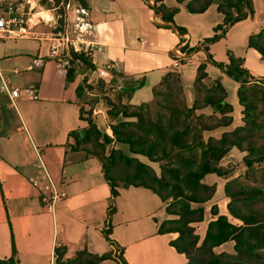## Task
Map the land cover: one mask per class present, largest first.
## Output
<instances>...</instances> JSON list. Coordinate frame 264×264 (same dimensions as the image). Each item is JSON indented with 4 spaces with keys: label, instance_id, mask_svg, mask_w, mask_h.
<instances>
[{
    "label": "crops",
    "instance_id": "crops-1",
    "mask_svg": "<svg viewBox=\"0 0 264 264\" xmlns=\"http://www.w3.org/2000/svg\"><path fill=\"white\" fill-rule=\"evenodd\" d=\"M51 1L54 8L48 12L56 16L61 34L92 45L88 56L95 70L69 76L67 66L74 53L51 59L48 44L35 39L17 40L31 45L15 53L3 52L5 57L1 53V71L20 90V97L15 107L2 91L0 79V259L13 256L14 241L19 264H52L59 248L67 249V259L86 249L98 256L112 255V260L102 264H119L122 259L127 264H189L172 246L178 234L160 232L163 223L173 220L167 212L169 205L144 188L120 189L113 198L101 163L87 152L74 150L71 134L87 128L81 100L89 94L87 84L100 79L107 82L113 100L119 97L124 105L136 107L152 103L165 77L179 72L193 107L198 70L208 61L204 42L215 36L224 15L217 6L205 14H192L188 10L191 0H165L166 9L179 8L171 25L156 12L155 6H160L156 0H86L87 7L81 0ZM252 1L254 15L211 45L210 54L218 63L229 64L231 53L244 60L253 77L261 79L264 71L255 61L261 65L264 58L250 48V40L264 32V0ZM88 25L92 34L81 37ZM36 60L43 65L35 66ZM177 60H181L179 68L174 67ZM11 65H20L27 73L21 87L14 81L21 74L13 75L14 70L8 69ZM208 73L212 80L222 79L235 107L234 126L240 127L244 117L240 86L215 66H209ZM32 89L38 90L39 100L33 98ZM38 152L69 195L55 216L43 206L42 191L30 182L38 176ZM108 230L112 245L104 235Z\"/></svg>",
    "mask_w": 264,
    "mask_h": 264
},
{
    "label": "trees",
    "instance_id": "trees-1",
    "mask_svg": "<svg viewBox=\"0 0 264 264\" xmlns=\"http://www.w3.org/2000/svg\"><path fill=\"white\" fill-rule=\"evenodd\" d=\"M22 1V0H18ZM187 0H178L184 3ZM165 0H156L160 6H155L157 13L163 16L166 23L173 25L179 8L166 9ZM83 7H87L86 0H81ZM217 6L224 15V23L215 29V36L206 39L204 50L208 54V61L203 62L198 70L196 80V101L192 108L188 106L186 94L179 72L169 73L163 82L154 91L155 103L141 106H124L117 97L112 99L113 110L109 116L119 121L111 126L114 138L108 134L102 135L94 123L87 121V128L83 132H74L71 137L76 144L72 147L76 151H84L97 158L103 167L105 178L112 190L113 198L119 196L120 189L144 188L155 193L164 203L172 200L167 212L178 218L163 223L161 234L175 233L179 238L172 246L186 256L189 264H240L229 259L225 254L217 255L215 250L230 240L235 239L237 250L247 253L255 260L260 256L253 252L254 248H264V232L257 229L256 223H250L247 215L233 204L229 205L230 214L247 224L246 233L239 234V229L221 216L217 208H212L213 220L210 222L205 240L201 238L193 225L206 221L208 211L205 205L211 202L216 194L217 187L206 184L205 178L209 175L223 177V168L220 163L233 148H242L243 140L240 132L259 127L256 120L251 119V112L255 106L244 91V86L264 82V78L257 80L244 66V60L229 53V64L218 63L210 54V46L223 40L227 33L238 23L247 20L255 13L252 0H191L188 10L192 14H205L211 7ZM181 32L184 30L181 28ZM262 32L257 38L250 40V48L256 49L264 58V42H259ZM82 60L86 66H92L86 59L73 55L72 60ZM91 63V64H90ZM209 66L219 68L223 74L234 80L239 86L238 98L243 107L245 127H238L235 131L226 132L221 139L204 138V133L219 128L234 126L235 107L229 101V94L222 79L212 80ZM94 69V66H92ZM92 69V68H90ZM69 76L73 72L68 71ZM264 96V92H260ZM256 94V93H255ZM253 94L251 97H255ZM202 95H204L202 97ZM132 109V111H130ZM211 109L216 117L199 115V112ZM82 114V111H81ZM82 116V115H81ZM123 117V119L121 118ZM122 120H121V119ZM218 120L217 124L210 125L208 120ZM101 141L103 143L101 144ZM113 144L120 145L117 149ZM97 146L100 150L95 151ZM88 146L92 147L88 148ZM128 150V152L126 151ZM251 152L253 149L250 150ZM131 155L146 157L151 163L160 164L161 177L155 170ZM264 162V154L258 157L246 158L245 163L253 167L256 163ZM240 190L226 193L233 200L249 196V192ZM195 206V207H194ZM247 209V207L245 206ZM249 211V210H248ZM251 212V211H249ZM111 232L105 231L107 241L112 245ZM254 239L259 243H252ZM241 245L245 248H241ZM67 249L56 250V264H102L112 260V255L98 256L91 254L87 249L78 253L72 259H67ZM0 264H19L18 253L13 241V256L9 259H0ZM119 264H127L124 259Z\"/></svg>",
    "mask_w": 264,
    "mask_h": 264
},
{
    "label": "rangeland",
    "instance_id": "rangeland-1",
    "mask_svg": "<svg viewBox=\"0 0 264 264\" xmlns=\"http://www.w3.org/2000/svg\"><path fill=\"white\" fill-rule=\"evenodd\" d=\"M12 1L24 2L25 0L22 1L12 0ZM29 1L34 2V9L30 10V6L27 5L28 18L32 19L33 24H37L32 30V33H37L38 35H40L39 37H42L43 34L47 35L52 33L53 34L63 33L59 31V26L57 25L58 21L56 16L53 17L51 16L52 12H48V10L54 8V3L51 0H29ZM258 40L259 42H264V35L262 38H259ZM44 43L48 44L47 41H44ZM29 45H31V42L25 40L18 42L7 41L4 43V47L0 49V57H1V53H2V57H5L3 52L15 53V51L16 52L20 51ZM46 50L47 47L44 48L45 52ZM74 54H77L78 56L86 59L89 63L90 57L87 54L84 53H74ZM255 64L258 66L259 70L264 71V62L261 63L260 65V63L255 61ZM92 66L91 65L86 66L82 60L79 61L74 59L71 60L70 65L67 66V70L72 71L73 72L72 74L75 75L76 71H81L83 73L88 68L93 69ZM1 67L2 69L4 68L3 65H1ZM4 69L7 70V66ZM8 69H10V71L15 69H19L20 71H23L21 75L14 78V81L17 83V85L21 87V81L23 80V78L27 76V73H25L24 68L20 65H11L8 66ZM94 84L91 85L87 84L86 88L89 94H83L81 100L82 119L86 123L87 121L94 123L95 126L102 133V135L109 134L111 138H114L113 131L109 129L110 126L117 125L120 120L109 116V113L112 112L113 110V107L111 105L113 101L112 98L110 97L111 89L108 87L107 82L102 79L95 81ZM244 91L250 98H252L251 102L254 104L255 108L253 112L250 113L251 114L250 116L251 119L256 120L259 127L253 128V131L251 132L249 131L250 129L249 130L246 129L240 132L241 138L242 137L244 138L243 147L241 149L233 148L227 154V156L222 160L220 165L223 168V174H225L223 177H220L218 175H209L205 178L204 182L206 184L217 187V194L211 202L205 205V209L208 211V215L205 221L206 223L204 222L202 224L192 226L193 228L196 229L197 235H199L201 238V243L199 246H201L203 241L205 240L208 230L207 224L213 218L211 212H212V208L214 207L218 209L221 216H226L228 218V221L239 229L238 231L239 234L246 233L244 237H248L249 234L247 233L248 231L247 224H245L243 221L239 219L234 218L230 214L229 211L230 204H233L236 208L242 210V212L247 215V218L250 220V223L252 224L256 223L257 229H259V231L261 232H264V162L256 163L253 165V167H249L245 163L246 158L258 157L260 156V154H264V96L261 95L260 93V92H264V82H257V83L249 84L247 86L245 85ZM253 94H255L256 96L251 97ZM203 96L204 95H202V97ZM185 98L187 100V97ZM102 100H103L102 102L103 105H100V102ZM117 101L116 103H118ZM154 101L151 103L153 104V106L155 103ZM116 103H112V104H116ZM124 106L128 107V105H124ZM188 106L192 108L189 105V103ZM101 110H103V113L99 112ZM130 111H132V109ZM202 114L216 117L214 111L211 109L210 111L205 110L199 112V115ZM218 117L220 116L218 115ZM218 117L216 118L219 120L220 118ZM121 118L123 119V117ZM242 118L243 121L241 122V127L242 126L245 127L246 126L245 119L244 117ZM218 120L215 119L208 120V124L210 125L217 124ZM236 128L238 127L233 126L232 128H219L215 131L205 132L204 138L206 141H208L212 137L216 139H221L224 133L235 131ZM102 143L103 141H101V144ZM113 146L117 149L121 148L120 145L117 144H113ZM88 148H91L92 150V147L88 146ZM251 149H253L252 152L250 151ZM93 150L100 152V150L97 148V146L95 147V145L93 147ZM126 151L128 152V150ZM131 156L133 158L139 159L141 162L147 165H150L158 174V176L161 177L162 171L160 164L151 163L146 157L143 156H136V155H131ZM227 187L230 189L231 192H236L240 190L248 191L249 196L239 197L240 199H235L232 201V199L227 196L226 193ZM171 203L172 200L169 201L167 204L170 205ZM245 206L247 207V209L245 208ZM248 210L251 212H249ZM177 219L178 218L173 217V220H177ZM251 242L256 244L259 243V241L256 242V240L254 239H252ZM241 248L243 249L245 247L241 245ZM253 252L260 256L259 260L257 259L254 260L252 256L248 255L247 253L244 252L240 253L237 250V242L235 239L230 240L229 242L225 243L223 246L215 250V253L217 255L225 254L227 257H229V259L238 261L240 264H264V248H260V247L254 248Z\"/></svg>",
    "mask_w": 264,
    "mask_h": 264
},
{
    "label": "built area",
    "instance_id": "built-area-1",
    "mask_svg": "<svg viewBox=\"0 0 264 264\" xmlns=\"http://www.w3.org/2000/svg\"><path fill=\"white\" fill-rule=\"evenodd\" d=\"M27 5L30 6V10L34 9V2L25 0L24 2H16L12 0H0V45L7 41H17L23 39H35L40 42L47 41L49 45V57L51 59L58 60L62 58L66 53H84L89 54V49L92 45L86 44L80 39L71 40L65 35L61 34H43L39 37L37 33H32V30L37 24H33L32 19L28 18ZM88 30L80 32L81 37L85 35H91V26L88 25ZM32 36V37H31ZM42 60H36L35 66H42ZM181 60L175 61L174 67H181ZM31 70L33 67L30 68ZM13 75L21 74V71L16 69ZM1 88L5 92L12 104L16 107V100L20 97V90L11 86V83L5 78L0 68ZM33 98L39 100L38 90L32 89ZM38 176L31 178L30 182L39 190L42 191V203L45 209L55 216L58 207L64 204L68 199V193L56 183L49 171L44 158L40 152H38ZM52 264H56L53 260Z\"/></svg>",
    "mask_w": 264,
    "mask_h": 264
}]
</instances>
